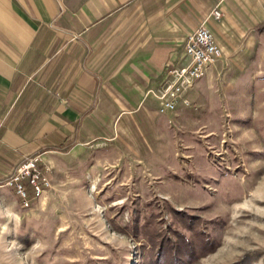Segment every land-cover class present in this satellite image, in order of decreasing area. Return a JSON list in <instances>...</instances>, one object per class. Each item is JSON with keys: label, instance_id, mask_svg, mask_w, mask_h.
Here are the masks:
<instances>
[{"label": "rangeland", "instance_id": "374dc122", "mask_svg": "<svg viewBox=\"0 0 264 264\" xmlns=\"http://www.w3.org/2000/svg\"><path fill=\"white\" fill-rule=\"evenodd\" d=\"M225 24L187 106L160 114L126 79L121 111L38 156L49 186L28 208L0 186V212L19 217L0 264H264V1L239 0Z\"/></svg>", "mask_w": 264, "mask_h": 264}, {"label": "crops", "instance_id": "0c3cea01", "mask_svg": "<svg viewBox=\"0 0 264 264\" xmlns=\"http://www.w3.org/2000/svg\"><path fill=\"white\" fill-rule=\"evenodd\" d=\"M238 5L239 0H0V186L24 157L37 154L44 163L50 149L74 142L92 114L121 111L126 79L140 97L155 88L163 63L181 56L184 36L214 6L222 20L205 24L221 53L226 17Z\"/></svg>", "mask_w": 264, "mask_h": 264}, {"label": "built area", "instance_id": "2783aa9c", "mask_svg": "<svg viewBox=\"0 0 264 264\" xmlns=\"http://www.w3.org/2000/svg\"><path fill=\"white\" fill-rule=\"evenodd\" d=\"M208 16L218 20L221 11L214 7L210 9ZM183 39L181 54L184 60L166 61L162 67L163 76L157 82L158 86L149 89L156 98L155 111L160 114L174 110L178 103L187 106L189 102L183 94L192 88L195 81L204 75L207 67L221 54L215 38L205 24L191 29ZM37 162V154L24 157L1 184L13 189L22 208H28L30 202L37 199L49 186V180L38 168Z\"/></svg>", "mask_w": 264, "mask_h": 264}, {"label": "clouds", "instance_id": "9594fccd", "mask_svg": "<svg viewBox=\"0 0 264 264\" xmlns=\"http://www.w3.org/2000/svg\"><path fill=\"white\" fill-rule=\"evenodd\" d=\"M0 219H4L6 221L5 223L0 224V234L2 235L9 231V224H14L15 226V223L19 222L18 215L10 208L0 212Z\"/></svg>", "mask_w": 264, "mask_h": 264}, {"label": "bare ground", "instance_id": "6f19581e", "mask_svg": "<svg viewBox=\"0 0 264 264\" xmlns=\"http://www.w3.org/2000/svg\"><path fill=\"white\" fill-rule=\"evenodd\" d=\"M257 189H258V191L260 190L261 192L264 191V184L261 185V187H258ZM258 191L256 190L257 193H259ZM259 195H260V194H259ZM257 196H258V195H257ZM259 198H260V197H259ZM251 201H252V200H251ZM251 201H250V202H251ZM243 206H244V207H247V208H251V205L247 204L246 202L243 204ZM253 209H254V208H253ZM259 210H260V209H259ZM257 211H258V210H257Z\"/></svg>", "mask_w": 264, "mask_h": 264}]
</instances>
